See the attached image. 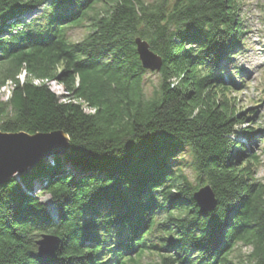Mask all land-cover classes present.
I'll use <instances>...</instances> for the list:
<instances>
[{
	"label": "trees",
	"instance_id": "1",
	"mask_svg": "<svg viewBox=\"0 0 264 264\" xmlns=\"http://www.w3.org/2000/svg\"><path fill=\"white\" fill-rule=\"evenodd\" d=\"M243 33L238 0H0V130H62L70 142L0 185V264H144L151 253L237 264L238 244L264 264L258 131H237L250 117L230 107L222 74ZM136 38L162 59L150 97ZM187 149L197 186L174 166ZM205 185L208 213L194 198ZM43 234L60 239L52 258L38 254Z\"/></svg>",
	"mask_w": 264,
	"mask_h": 264
},
{
	"label": "rangeland",
	"instance_id": "2",
	"mask_svg": "<svg viewBox=\"0 0 264 264\" xmlns=\"http://www.w3.org/2000/svg\"><path fill=\"white\" fill-rule=\"evenodd\" d=\"M238 7L244 32L241 38L242 43L237 50V55L233 56L234 58L230 59L225 67H222V74L227 83L226 88L230 89L226 96L230 107L234 109V113L241 112L245 117H250L245 124L236 128L237 131L245 129L258 131V140L254 141L253 145L255 152L260 156L255 177L260 182H264V0H238ZM101 9L100 5L98 10ZM40 11L36 15H40ZM89 25L90 22L86 20L80 25L69 28L68 39L73 43L82 41L90 31ZM158 82V73L147 71L143 82V92L146 97L152 95ZM50 86L59 97L67 96L61 84L53 82ZM9 89L10 85L0 89V100L7 98ZM241 139L243 138H238L239 141H242ZM192 164L193 157L187 149L174 166L182 171L192 185L197 186L199 183ZM40 200L47 208L53 209L47 195H42ZM164 218L161 216L158 219L162 221ZM156 235L161 237L164 234L158 231ZM250 251V247L238 244L230 258L237 264H247ZM157 261L158 255L154 253L144 255L142 260L144 264H155Z\"/></svg>",
	"mask_w": 264,
	"mask_h": 264
},
{
	"label": "water",
	"instance_id": "3",
	"mask_svg": "<svg viewBox=\"0 0 264 264\" xmlns=\"http://www.w3.org/2000/svg\"><path fill=\"white\" fill-rule=\"evenodd\" d=\"M135 43L142 67L158 73L162 66L161 57L141 38H136ZM69 151V136L62 130L35 134L0 130V185L24 174L53 154H67ZM194 198L202 213L213 211L217 205L210 185L199 188ZM59 245V237L51 234H43L36 241L38 254L42 258L54 257Z\"/></svg>",
	"mask_w": 264,
	"mask_h": 264
}]
</instances>
